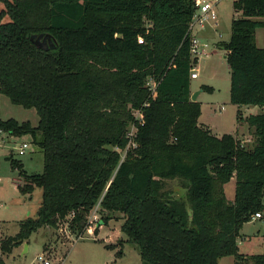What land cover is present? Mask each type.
I'll return each mask as SVG.
<instances>
[{"label": "trees", "instance_id": "obj_1", "mask_svg": "<svg viewBox=\"0 0 264 264\" xmlns=\"http://www.w3.org/2000/svg\"><path fill=\"white\" fill-rule=\"evenodd\" d=\"M0 4V94L38 115L36 125L0 118V128L29 134L43 153L40 173H27L7 157L22 178L19 193L40 188L41 204L35 218L20 221L14 236L0 240L2 255L59 223L83 238L97 206L94 233L121 218L125 241L142 264H219L227 256L234 264H264V240L263 252L250 256L237 244L242 225L264 212V111L245 117L254 134L251 146L199 125L190 77L197 58L187 32L195 0ZM233 7L239 14L230 36L216 42L227 51L230 101L263 108L264 47L255 34L264 28V0H237ZM45 33L53 47L35 43ZM231 178L229 201L224 186ZM173 179L183 197L167 188Z\"/></svg>", "mask_w": 264, "mask_h": 264}, {"label": "rangeland", "instance_id": "obj_2", "mask_svg": "<svg viewBox=\"0 0 264 264\" xmlns=\"http://www.w3.org/2000/svg\"><path fill=\"white\" fill-rule=\"evenodd\" d=\"M216 10L217 25L213 28L214 30L205 29V35L209 36V40H228L230 23L237 13L229 0L218 3ZM209 26L211 25L205 27ZM256 43L259 47H264L263 27L256 29ZM225 52L216 43L210 44L207 53L197 58L194 67L198 76L191 79V93L199 91L196 97L200 103L198 123L208 128L214 135L235 134L236 131L243 133L245 135L243 139H247L244 143L251 146L254 134L245 117L250 113L264 111V109L257 105H236L230 101V70L225 59ZM201 85H208L212 90H201ZM239 111L243 115L242 121L238 118ZM0 118L29 120L33 125L38 122V115L33 107L24 108L13 104L2 94H0ZM22 141L28 143V148L24 154L19 155L16 147ZM9 154L13 159L20 160L28 173H40L43 170V153L33 143L29 134L9 138L6 144L0 146V204L3 206L0 209V237L3 235L2 239L14 236L18 231L20 221L27 217L35 218L41 204L40 188H35L31 196H23L13 188L12 181L17 175V169L11 167L10 160L7 158ZM167 188L176 197H183L185 193L178 179L168 180ZM234 190L235 179L231 178L224 186L227 200H233ZM93 211H96L99 217L97 206L93 208L90 215ZM262 215L261 219L250 220L242 225L239 232L240 254L243 252L246 253L245 256H250L263 252L264 212ZM122 223L121 218L112 219L106 226L99 227L96 233L86 232L81 239L70 234L64 223H59L56 228L39 229L28 238L27 250L24 246L14 249L5 256L4 260L7 264H38L35 258L43 253L45 245L52 252V256L49 253L43 254L51 264L57 263L54 260L56 255L57 259L62 260V264H142L136 248L125 241L126 238L121 232ZM107 245H113V250L107 249ZM119 250L122 251V256L117 257L116 253ZM234 261L233 256H227L221 260L220 264H234Z\"/></svg>", "mask_w": 264, "mask_h": 264}, {"label": "built area", "instance_id": "obj_3", "mask_svg": "<svg viewBox=\"0 0 264 264\" xmlns=\"http://www.w3.org/2000/svg\"><path fill=\"white\" fill-rule=\"evenodd\" d=\"M223 0H195V10L193 12V15L191 17V20L189 21L188 24V35H189V51L191 54L192 58H198V56L202 54L207 53V48H208V43L203 42L198 36H196V30L197 29H202L206 25H211L212 27H215L217 25V10L216 6L218 3H220ZM232 2V5L237 1V0H229ZM236 16H238V11H236ZM220 36V34H219ZM139 42H142V38H138ZM227 52V51H226ZM225 52V53H226ZM195 67L191 69L190 72V77L192 78H197L198 74L197 71H195ZM150 90L153 95H155V84L154 82L150 83ZM134 116L136 119L142 123V113L140 110H135L134 111ZM135 132V128L130 127L129 131L127 132V135L129 137H133ZM16 137L13 134H11L9 131H5L2 128H0V146L3 144H6L9 140V138ZM130 143L132 146H135L133 139H130ZM28 148V143L25 141H22L17 147V153L19 155H22L25 153L26 149ZM124 156V153L122 157ZM2 204H0V209L2 208ZM262 216L259 213H255L252 217L251 220L255 221L257 219H261ZM98 220V216L96 214V211H93V213L89 217V223L87 226V232L94 231L96 228V222ZM35 261L38 262V264H51V262L45 257L43 253H40L36 256Z\"/></svg>", "mask_w": 264, "mask_h": 264}, {"label": "crops", "instance_id": "obj_4", "mask_svg": "<svg viewBox=\"0 0 264 264\" xmlns=\"http://www.w3.org/2000/svg\"><path fill=\"white\" fill-rule=\"evenodd\" d=\"M207 28H209V29H212V30H214L213 28L214 27H212V26H209V27H205V28H202V29H197L195 32H196V36H198L203 42L205 41V42H207L208 43V45H212V44H215L218 40H209L210 38H209V36L208 37H206V35H205V29H207ZM256 35V34H255ZM207 38V39H206ZM192 90V89H191ZM261 109H264V107L263 108H261ZM250 114H255V113H250ZM248 116V115H247ZM242 117H243V115H242ZM2 119V118H1ZM16 120H18V119H16ZM18 121H24V120H18ZM29 121V120H28ZM33 125V124H32ZM233 134V133H232ZM215 135H217V134H215ZM221 134H219V135H217V136H220ZM237 139H239V140H241V142L242 143H244L247 139H243L244 138V134L243 133H238L237 131L235 132V134H233ZM20 161V160H19ZM21 162V161H20ZM23 165V164H22ZM24 169V168H23ZM25 170V169H24ZM26 171V170H25ZM27 172V171H26ZM28 173V172H27ZM19 183H22V178L18 175V171H17V175L15 176V177H13V181H12V186H13V188L14 189H16L17 191H18V193H19V190H18V185H19ZM20 194V193H19ZM26 196H31V195H26ZM42 229H44L45 230V228H42ZM3 236V235H2ZM2 236L0 237V240L2 239ZM239 238H240V235H239V237L237 238V244H238V246H239V252H240V243L241 242H239ZM241 239V238H240ZM24 246V249L25 250H27L28 249V244H27V241L26 242H24L23 244H21L19 247H17V248H14V249H20L21 247H23ZM13 249V250H14ZM43 253L45 254V255H47V253H49V255L50 256H52V252H50L49 251V249L48 248H46V246L44 245L43 246ZM241 254L242 255H246V253H243V252H241ZM2 255V254H1ZM248 255V254H247ZM5 256H7V255H2L1 257H0V259H2L3 261H4V263L5 264H7L6 263V261L4 260V258H5ZM57 256V255H56ZM56 256L54 257V260L57 262L56 264H62V260L60 259V258H56ZM223 258H225V257H223ZM223 258H221V259H219V264L221 263V260L223 259Z\"/></svg>", "mask_w": 264, "mask_h": 264}, {"label": "water", "instance_id": "obj_5", "mask_svg": "<svg viewBox=\"0 0 264 264\" xmlns=\"http://www.w3.org/2000/svg\"><path fill=\"white\" fill-rule=\"evenodd\" d=\"M34 35L31 36V39H34ZM35 43L38 46H42L43 48H47V44H50L51 47H53L54 44V39L52 37V35L50 33H45V34H39L36 38H35ZM199 93V91H196L194 93L191 94V100H196L197 94Z\"/></svg>", "mask_w": 264, "mask_h": 264}]
</instances>
